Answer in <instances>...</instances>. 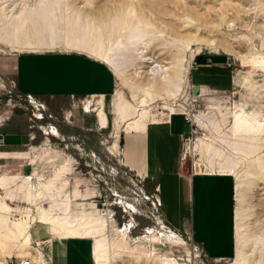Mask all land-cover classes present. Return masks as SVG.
<instances>
[{"label":"rangeland","instance_id":"rangeland-1","mask_svg":"<svg viewBox=\"0 0 264 264\" xmlns=\"http://www.w3.org/2000/svg\"><path fill=\"white\" fill-rule=\"evenodd\" d=\"M135 1L139 0H0V161L23 164L30 161L41 172L39 181H35L37 184L29 178L24 180L27 188L19 186L20 193L23 192L21 200L8 202L14 210L26 211L16 212L15 216L12 210L11 224L7 221L6 226L4 220L0 229L7 228V237L17 234L23 244L21 255L28 256L17 258L20 246L9 241L3 251L5 264L25 260L32 264L30 257L34 252L37 255L34 264H45L50 247L68 238L58 231L48 230L41 223L31 224V221L40 222L39 207L49 209L51 205L59 213L70 214L72 220L97 216L104 220V231L109 239L118 236L124 239L121 247L110 246L105 257L109 264H154V258L175 259L177 264H264V0H140L150 4L151 15L157 19L146 25L148 42L128 54L124 66L118 69L114 64L123 60L121 42L112 36H126L129 32L126 22L133 18V11H138L132 6ZM55 9L61 11L63 17L66 14L85 27L86 34L92 33L71 36V42L77 45L75 48L83 53H97L96 58L115 74V92L102 99L108 122L106 129L98 127L93 108L87 107L92 98H27L16 88V57L24 50L6 39L9 36H4V28L9 18L17 13L21 15L15 16L16 19L32 21L49 17L54 24L55 15H50L49 10ZM165 21L173 29L181 27V34L176 35L181 38L182 74L176 88L155 94L153 89L140 85L142 79L152 80L141 56L148 55L163 65H172V59L161 58L159 44L163 40ZM49 31L53 32L54 28L50 27ZM49 31H45L48 39L52 37L48 36ZM49 45L44 51L54 50ZM193 86H199L198 95L191 93ZM143 90L152 96L145 105H139L137 96ZM116 99H120L129 111L142 110L145 119L138 130L149 123L167 126L171 114L178 116L174 127L186 133L180 149L188 166L199 159L198 152L191 149L197 140L213 137L207 125L199 127L190 119L200 117L208 122L226 115L222 139L229 140L228 126L242 117L238 107L241 109L248 119L247 132L243 133L254 153L233 175L234 256L227 260L212 258L185 234H180L186 243L184 246L167 240L165 225L172 228L163 219L155 186L122 165L123 135L135 130V114L128 112L119 119L113 111ZM114 143L116 151L112 153L110 148ZM45 147L50 149L46 151ZM4 152L15 154L9 156ZM251 158L260 160V165L251 163ZM47 163L61 168L45 170ZM199 170L209 172L201 165ZM29 173L32 170H28L27 175ZM0 176H4L3 170ZM31 191L39 196L37 206L31 203ZM5 194L0 190V196ZM16 219L28 221L25 233L16 227ZM148 230L153 240L144 237ZM84 241L87 243L76 249L78 261L95 264L93 241ZM63 250L59 248L60 253Z\"/></svg>","mask_w":264,"mask_h":264},{"label":"crops","instance_id":"crops-1","mask_svg":"<svg viewBox=\"0 0 264 264\" xmlns=\"http://www.w3.org/2000/svg\"><path fill=\"white\" fill-rule=\"evenodd\" d=\"M49 12L50 15L53 13L55 15H53L54 24H51L52 20L49 17L32 21L16 19L15 16L8 17L10 22H7L4 28V36L8 34L9 37L6 39L10 40L11 44L20 45L24 50L16 57V88L21 95L30 98L69 100L92 98L87 107L93 108L98 127L106 129L108 122L102 99L115 92V74L106 63L96 58L97 53L87 51L83 53L75 48L73 41L71 42V36L76 37L78 33L86 34L85 27L82 28L80 23L78 26L74 19L68 18V15L63 17L61 11L55 9ZM50 27L54 28L53 32L49 31ZM45 31H49L48 36H52L50 39L45 36ZM45 43L52 45L53 47L49 48L54 50L44 51L48 48L46 47L48 44ZM100 112L104 114L105 124L102 123ZM238 112L248 123V119L244 117L239 107ZM178 118L171 115L167 126L158 125L159 122L149 123V126L140 130L124 134L122 165L138 178L149 181L155 186L163 219L174 230L164 224L168 241L184 246L186 243L180 234H185L208 256L227 260L234 256V253L236 254L234 176L216 171L215 166L203 159L199 151H196L199 155L198 161H193L191 166H188L187 158L182 157L180 149L186 133L174 127ZM190 120L194 124L192 119ZM20 141L22 140H16V142ZM44 149L47 151L50 148ZM4 153L9 156L15 154ZM200 165L209 172L200 171ZM60 168V165L50 166L48 163L44 166L45 170ZM0 170H3L4 174L0 177L7 179L5 184L7 192L1 188L0 190L6 193L3 199L9 207L8 202L23 198L19 186L28 187L24 180L31 178L32 182L37 184L35 181H39L41 174L30 161L25 164L8 160L0 161ZM28 170H32V173L27 175ZM13 172L14 174L9 176ZM47 189L46 187V191ZM24 201L27 203L26 197ZM10 208L15 216H17L16 212L26 211V209L17 211ZM33 211L35 213L36 208ZM3 216L6 226L7 221L11 224V215L6 213ZM34 222L40 224L39 221H31V224ZM50 236L55 238L51 234ZM72 239L77 238H66L51 246V253L49 258L46 257L45 264H82L78 261L76 249L84 246L87 243L84 240L87 239ZM9 241H14L20 246L17 258L28 256L21 255L23 244L17 234L16 236L10 234L7 237V228L4 227L0 229V264L6 263L3 251ZM29 244H31V234ZM59 248L64 249L63 253L59 252ZM35 256L37 255L34 252L30 258L34 260ZM84 264H88L87 261Z\"/></svg>","mask_w":264,"mask_h":264},{"label":"bare ground","instance_id":"bare-ground-1","mask_svg":"<svg viewBox=\"0 0 264 264\" xmlns=\"http://www.w3.org/2000/svg\"><path fill=\"white\" fill-rule=\"evenodd\" d=\"M133 1L134 0H132V2ZM14 4H17V3L15 2ZM132 6H133V9L137 7L138 11L135 13H133L134 12L133 11L132 12L133 15L130 14L133 16V18L129 19V21L126 22L128 26L127 31L129 32L127 33L126 36H120V35L117 36L118 34H115V36H112L115 40H118L121 42V50L120 49L119 50L121 51L120 53L122 55L123 60L115 61V64H114L116 68L118 69H121L124 66L125 57L128 54L140 49L139 46L145 45V41L148 42L147 41L148 33H147L146 25L152 24L157 19L154 15H151L150 4L148 2H143L139 0V1H135L134 4L132 3ZM11 11L12 10L10 9L9 13H11ZM20 15H21L20 13H17L15 16L19 17ZM161 18H164V17H161ZM166 22L167 21H165V23L163 24L164 25L163 40L160 41L159 45L162 47L161 58L163 57V59L165 60L172 59V65L168 66V63H164L163 65L158 59L153 58V57H148V55H144L143 53H141L143 54L141 56V61L147 66L148 76H152V80L145 81L144 79H142L140 81V85L153 89L155 94H158V92L165 93L169 89L176 88L177 79L179 77L181 79V74H182L181 72H182V59H183L182 56L183 55H181L182 50L180 49V45H179V41L181 40V38L177 36L181 34V31H180L181 27L178 26V29H173L172 27H169V25L166 24ZM188 24L192 25V23H188ZM168 27L171 30H169ZM114 32L116 31L114 30ZM101 38L103 37L101 36ZM172 42L173 43L178 42V43L175 45ZM151 96L152 94L150 95V92L146 90L141 91L137 96L138 104L145 105L148 102V98H151ZM114 112H115V115L119 117V119L120 118L123 119L122 117H124V115L128 112H130V114L134 113L135 118L133 121H135V124H134L135 130L139 129V127L142 124V121H144L145 119V115L144 113H142V110H140L139 112L137 110L130 109L129 111V109H127V107H125V105L120 102V99H116L114 102ZM100 116H101L102 123L105 124L104 114L100 112ZM226 120H227L226 115H221V118H219L217 121L209 119L208 122H207V119L202 120V118L200 117H193L194 124H198L199 127H205L207 125L210 128V131L212 132L213 137H209L206 139L199 138L197 142L195 143V145L193 146V148L191 149H194L195 151H199L203 159L209 161L215 166L216 171L220 173H228V174L234 175V173L240 167L243 161L245 162L249 161V158L254 153V148L250 144L247 143V140H246L247 138L245 139L246 136L244 135L243 131L247 132L248 126L246 122L244 121V119H242V117L235 119L234 122L228 126V129H227L228 132L226 134L229 133L231 137L229 138V140H223L222 138L224 134H222V131H223L222 127H223V122H225ZM110 151L112 153L116 151L115 143L111 146ZM253 159L251 163H254L255 165L259 166L260 160L255 159V158ZM6 183H7V179L0 177V188L4 190L5 192H7V188H5ZM38 198L39 196L33 193V191H31L30 200L32 204H35L34 206H37V203L39 201ZM38 210H39V216H40V223L43 226L48 227L50 230L58 231L60 232V234L62 233L68 238L92 240L93 241L92 255H93L95 264H109L106 261L105 257L107 256L110 246L116 245L118 247H121L122 245L125 244L124 239L123 238L121 239L119 236L115 237L114 239H109V237L106 236L105 231H104L105 229L104 220L100 219L97 216H80L78 219L72 220L70 217V214L57 212V210L54 209L53 205H51V208L49 209H42L41 207H39ZM11 212H12V209L5 204L3 197L0 196V227L2 226L3 221H4L3 215L6 213L7 215H11ZM27 222H28L27 220L22 222L21 220L16 219V227L18 228L20 232H23V233L26 232ZM151 234L152 232L148 230L147 235L144 236L146 240H149V241L153 240L152 238L154 237ZM25 241L27 242L28 239L25 238ZM162 262H171L172 264H177V260L175 259L154 258V264H160ZM32 263L34 264L33 259H32ZM238 264H242V263L239 262Z\"/></svg>","mask_w":264,"mask_h":264},{"label":"water","instance_id":"water-1","mask_svg":"<svg viewBox=\"0 0 264 264\" xmlns=\"http://www.w3.org/2000/svg\"><path fill=\"white\" fill-rule=\"evenodd\" d=\"M191 93L193 95H198L200 93V88L199 86H193L192 89H191Z\"/></svg>","mask_w":264,"mask_h":264},{"label":"built area","instance_id":"built-area-1","mask_svg":"<svg viewBox=\"0 0 264 264\" xmlns=\"http://www.w3.org/2000/svg\"><path fill=\"white\" fill-rule=\"evenodd\" d=\"M27 98H30V96H27ZM16 264H31V262L28 261H20V262H15Z\"/></svg>","mask_w":264,"mask_h":264}]
</instances>
